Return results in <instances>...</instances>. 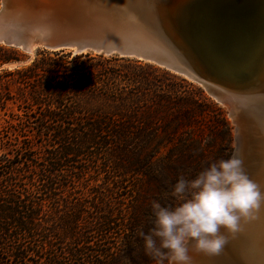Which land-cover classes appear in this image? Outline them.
Masks as SVG:
<instances>
[{"label":"trees","instance_id":"obj_1","mask_svg":"<svg viewBox=\"0 0 264 264\" xmlns=\"http://www.w3.org/2000/svg\"><path fill=\"white\" fill-rule=\"evenodd\" d=\"M23 58L0 45V66ZM156 74L185 81L71 51L0 72V264L132 263L140 223L125 183L138 170L127 155L153 142L158 111L192 115L157 93Z\"/></svg>","mask_w":264,"mask_h":264},{"label":"water","instance_id":"obj_2","mask_svg":"<svg viewBox=\"0 0 264 264\" xmlns=\"http://www.w3.org/2000/svg\"><path fill=\"white\" fill-rule=\"evenodd\" d=\"M243 4L240 0H2L0 45L21 51L24 58L1 65L0 71L27 65L38 51L115 56L185 77L219 103L241 106L236 101L257 83L264 62V33L259 43L249 42L244 54L241 51L250 29ZM236 10L241 11L238 16ZM243 229L229 237L223 253L230 252L237 264H256L245 241L243 245L237 240Z\"/></svg>","mask_w":264,"mask_h":264},{"label":"rangeland","instance_id":"obj_3","mask_svg":"<svg viewBox=\"0 0 264 264\" xmlns=\"http://www.w3.org/2000/svg\"><path fill=\"white\" fill-rule=\"evenodd\" d=\"M1 4L2 0L0 8ZM36 56L37 52L32 61ZM156 76L160 81L157 82L160 85L157 86V93L173 91L182 102L180 107L192 110V115L175 117L166 109L158 111L154 115L157 124L153 131V142L145 149L136 153L129 152L127 155L129 168L137 169L138 172L127 174L125 185L136 197L133 206L140 223L138 231L144 232L152 225V201L168 206L177 203L170 193L171 186L179 178L194 179L209 164L228 159L229 156L236 155L242 161L243 151L242 135L236 124V117L241 114V109H237L234 103H219L203 86L185 77L176 75L185 80L182 81L162 74ZM233 112H236L235 118L232 116ZM1 122L0 119V124ZM138 231L134 234L138 246L134 249L130 264H152L144 255ZM219 258L226 260L227 255L223 250L216 257L217 263Z\"/></svg>","mask_w":264,"mask_h":264},{"label":"clouds","instance_id":"obj_4","mask_svg":"<svg viewBox=\"0 0 264 264\" xmlns=\"http://www.w3.org/2000/svg\"><path fill=\"white\" fill-rule=\"evenodd\" d=\"M170 194L177 203L152 201V225L137 233L154 264H191L190 252L218 255L264 206V191L235 156L209 164L194 179L179 178Z\"/></svg>","mask_w":264,"mask_h":264},{"label":"bare ground","instance_id":"obj_5","mask_svg":"<svg viewBox=\"0 0 264 264\" xmlns=\"http://www.w3.org/2000/svg\"><path fill=\"white\" fill-rule=\"evenodd\" d=\"M240 1L244 3L243 6L246 8V15L250 16L248 20V28H250L249 34L247 38L242 39L241 51L244 54L246 44L249 46V42L259 43V41L263 39L264 0ZM240 13L241 11H235L237 16ZM236 19L238 20V17H236ZM244 39L247 40L246 43ZM34 54L35 52H33L31 56L33 57ZM260 70L257 83L251 85L247 91L244 92V98H236L240 99L238 100L239 102H236L241 104V106L239 105L236 108H244V110L241 109V111L243 110L241 114L236 117V124L243 139L242 164L244 171L250 179L257 183L261 190L264 191V99L258 101L260 97L264 98V89H259L264 84V62ZM227 97L230 98V95L228 94ZM235 113L236 112H233V117ZM260 224L261 227L259 226ZM243 227L246 229H243ZM242 229L244 235L240 238L237 237V240H239L240 244L243 240L245 241V246L247 247L246 251L249 252V257L253 260L252 263L261 264V260L264 259V206L255 213L254 219L241 223L240 230ZM233 238L234 236H232V239ZM226 254L227 258L225 261L230 264H237L235 260L231 259L230 252ZM190 256L193 264H219L216 260L218 255L206 256L190 252Z\"/></svg>","mask_w":264,"mask_h":264}]
</instances>
